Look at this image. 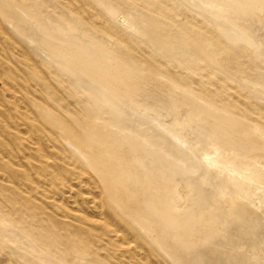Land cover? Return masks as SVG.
<instances>
[{
	"label": "rangeland",
	"instance_id": "rangeland-1",
	"mask_svg": "<svg viewBox=\"0 0 264 264\" xmlns=\"http://www.w3.org/2000/svg\"><path fill=\"white\" fill-rule=\"evenodd\" d=\"M70 1L0 0V264H142L138 255L127 253L119 241L114 242L117 238L113 242L109 237L104 240L107 233L101 234L82 217L94 206L88 203L91 198L96 206L102 205L100 209L109 217L110 226L116 225L114 228L122 230V236H129V240L137 241L148 251L147 264H178L175 258L184 264H264V187L247 190L239 179L241 171H264V135H260L264 127L256 120L264 117V107L259 116L254 111L257 102L264 105V0H153L160 3L158 6L149 0L157 10L164 7L165 15L156 12L148 0ZM175 8L180 11L173 13ZM94 11L98 14L95 18ZM175 16L182 27L175 24ZM92 22L97 26H91ZM100 22L103 23L99 25ZM39 59L45 65L37 63ZM180 70L191 74L187 71L188 75H184ZM178 72L182 78L177 77ZM208 79L210 84H217L218 92ZM200 80L205 81L199 84ZM193 82L195 85H189ZM23 85L27 90L23 91ZM231 94L237 95L238 100L231 99ZM239 112L243 117L237 115ZM218 146L236 154L242 170L231 172L229 161L221 167L210 166ZM51 173L58 175L53 177ZM48 188L51 192L64 188L66 192H78L80 195L72 194V200L77 201L75 208L68 199L71 194L55 200ZM45 193H49L48 197H43ZM229 198H241L236 205L245 211L249 226L239 236L246 244L234 238L236 230L227 226ZM199 204L206 208L199 213L193 211L190 223L173 225V219L189 217ZM129 207L143 217L132 219ZM214 207L218 210L213 211ZM111 208L115 211L111 212ZM121 221L125 223L120 228ZM239 221L236 224L243 222ZM130 227L138 233L133 235ZM91 229L99 231L97 239L86 231Z\"/></svg>",
	"mask_w": 264,
	"mask_h": 264
},
{
	"label": "bare ground",
	"instance_id": "bare-ground-1",
	"mask_svg": "<svg viewBox=\"0 0 264 264\" xmlns=\"http://www.w3.org/2000/svg\"><path fill=\"white\" fill-rule=\"evenodd\" d=\"M41 1H42V0H41ZM71 1H72V0H71ZM71 1H70V2H71ZM77 1H78V0H77ZM83 1H85V0H83ZM83 1H82L81 4H84ZM116 1L118 2V1H120V0H116ZM148 1H149V0H148ZM148 1H147V4H148ZM152 1H153V0H152ZM171 1H172V0H171ZM173 1H174V0H173ZM175 1H176V0H175ZM57 2H58V1H57ZM68 2H69V1H68ZM120 2H122V1H120ZM149 2H151V1H149ZM164 2H165V1H164ZM168 2H170V1H168ZM29 3H30V2H28L27 4L30 5ZM73 3H74V2H73ZM75 3H76V2H75ZM78 3H79V2H78ZM88 3H89V2H88ZM153 3H155V4L157 5L156 2L153 1ZM153 3L151 2L152 5H153ZM175 3H176V2H175ZM46 4H47V3H46ZM48 4H49V3H48ZM76 4H77V3H76ZM76 4H75V5H76ZM119 4H120V3H119ZM124 4H125V3H124ZM140 4H141V3H140ZM151 4H150V6H149L150 8H151ZM159 4H160V3H159ZM159 4H158V5H159ZM163 4H164V3H163ZM165 4H166V2H165ZM179 4H180V3H179ZM85 5H87V2H86V4H84V6H85ZM121 5H122V4H121ZM158 5H157V6H158ZM168 5H170V3H169ZM175 5H176V4H175ZM80 6H81V5H80ZM89 6H91V5H89ZM140 6H141V5H140ZM161 6H162V5H161ZM163 6H165V5H163ZM163 6H162V7H163ZM166 6H167V5H166ZM171 6H172V5H171ZM171 6H170V7H171ZM173 6H174V5H173ZM180 6H181V5H180ZM182 6H183V4H182ZM87 7H88V6H87ZM125 7H127V6L125 5ZM144 7H148V5H147V6H144ZM159 7H160V6H159ZM159 7H158V10H160ZM174 7H175V6H174ZM71 8H72V7H71ZM77 8H78V7H77ZM79 8H80V7H79ZM90 8H91V7H90ZM128 8H129V7H128ZM150 8H148V9L150 10ZM155 8H156V10H157V7H155ZM155 8H154V5H153V9H154V10H155ZM166 8H167V7H166ZM166 8H165V9H166ZM172 8H173V7H172ZM176 8H178V5L176 6ZM176 8H175L176 11L173 12V13H177V11H178V12L180 11V10H177ZM182 8H183V7H182ZM80 9H81V8H80ZM82 9H83V8H82ZM86 9H88V8H86ZM86 9H85V10H86ZM93 9H95V7H94V8L92 7V10H93ZM144 9H145V8H144ZM185 9H186V7H185ZM49 10H51V9H49ZM53 10H54V8H53ZM154 10H152V11H154ZM158 10H157L156 12H161V13H162V10H164V7H163L162 10H160V11H158ZM169 10H170V8H169V6H168V11H169ZM171 10H172V9H171ZM47 11H48V10H47ZM51 11H52V10H51ZM51 11H50V12H51ZM70 11H71V10H70ZM89 11H90V10H89ZM95 11H96V10H95ZM95 11H94V12H95ZM152 11H151V12H152ZM173 11H174V10H173ZM183 11H184V9H183ZM186 11H187V10H186ZM188 11H189V10H188ZM53 12H54V11H53ZM59 12H60V11H58V13H59ZM79 12H80V11H79ZM83 12H84V11H83ZM86 12H87V11H86ZM91 12H93V11H91ZM91 12H90V13H91ZM148 12H149V11H148ZM156 12H155V13H156ZM163 12H164V11H163ZM165 12L167 13V11H165ZM171 12H172V11H171ZM171 12H170V13H171ZM55 13H56V11H55ZM73 13H74V12H73ZM75 13L77 14V12H75ZM95 13H96V12H95ZM155 13H154V15H157V14H158V13H156V14H155ZM161 13H160V15H161ZM166 13H165V14H166ZM182 13H183V12H182ZM60 14H61V13H60ZM80 14H82V13H80ZM87 14H88V12H87ZM91 14H92V13H91ZM96 14H97V13H96ZM96 14H95V15H96ZM150 14H151V13H150ZM162 14H164V13H162ZM165 14H164V15H165ZM171 14H172V13H171ZM185 14H186V13H185ZM191 14H192V13H191ZM37 15H38V14H37ZM37 15H36V16H37ZM64 15H65V14H64ZM88 15H90V14H88ZM93 15H94V13H93ZM93 15H92V16H93ZM99 15H100V13H99ZM151 15H152V14H151ZM180 15H181V14H180ZM188 15H189V14H188ZM196 15H197V14L192 15V16H194L193 18H196V17H195ZM62 16H63V14L61 15V17H62ZM77 16H78V15H77ZM83 16H85V15L83 14ZM90 16H91V15H90ZM90 16H89V17H90ZM97 16H98V14H97L96 16H93V17L95 18V17H97ZM145 16H146V15H145ZM145 16H144V17H145ZM152 16H153V15H152ZM161 16H162V15H161ZM167 16H168V15H167ZM167 16H166V17H167ZM171 16H174V15H171ZM78 17H80V16H78ZM86 17H88V16H86ZM93 17H92V18H93ZM100 17H103V18H104V16H102V15H101ZM164 17H165V16H163V18H164ZM175 17H176V21H177V20H178V19H177V16H175ZM189 17H190V16H189ZM198 17H199V15L197 16V18H198ZM82 18H83V17H82ZM142 18H143V17H142ZM173 18H174V17H173ZM190 18H192V17H190ZM64 19H65V18H64ZM66 19H67L66 21H69L68 18H66ZM98 19H99V18H98ZM100 19H101V18H100ZM156 19H157V18H156ZM164 19L166 20V18H164ZM167 19H168V18H167ZM171 19H172V18H170V21H172V20L175 21V18L172 19V20H171ZM83 20H86V22H89L88 19H84V18H83ZM90 20H91V17H90ZM154 20H155V18H154ZM197 20L199 21V19H197ZM201 20H202V19L200 18V21H201ZM92 21H93V20H92ZM98 21H99V20H98ZM100 21H101V20H100ZM103 21H104V19H103ZM105 21H106V20H105ZM105 21H104V22H105ZM163 21H164V20H163ZM167 21H168V20H167ZM193 21H194V20H193ZM204 21H205V19H204ZM189 22H190V20H189ZM194 22H195V21H194ZM202 22H203V21H202ZM205 22H206V21H205ZM69 23H70V22H69ZM101 23H103V22H100V24H99V23H98V24L101 25ZM168 23H169V22H168ZM168 23H167V24H168ZM176 23H178V21L175 22V24H176ZM197 23H198V22H196V25H197ZM206 23H207V22H206ZM156 24H157V22H156ZM156 24H155V25H156ZM170 24H171V28H172V22H171ZM178 24H179V23H178ZM178 24H177V26H178V30H180L182 26L179 24V25L181 26V27H179ZM207 24H209V23H207ZM207 24H206V25H207ZM93 25H94L95 27L97 26V25H95V23L92 22V25H91V26H93ZM99 25H98V26H99ZM103 25H105V23H104ZM112 25H113V24H112ZM168 25H169V24H168ZM206 25H205V28L208 27V26L206 27ZM86 26H87V25H86ZM88 26H89V25H88ZM94 26H93V27H94ZM177 26H176V27H177ZM211 26L213 27V25H211ZM211 26H209V28H210ZM89 27H90V26H89ZM116 27H117V25H116ZM176 27H175V28H176ZM200 27H201V25H200ZM200 27H199V25H198V28H199V29H200ZM103 28H104V27H102V30L105 29V28H104V29H103ZM107 28H109V27H107ZM114 28H115V27H114ZM98 29H99V28H98ZM100 29H101V28H100ZM100 29H99V30H100ZM111 29H112V28H111ZM111 29H110V31H111ZM176 29H177V28H176ZM207 29H208V28H207ZM207 29H206V30H207ZM102 30H101V31H102ZM181 30H182V29H181ZM181 30H180V31H181ZM204 30H205V29H204ZM213 30H214V29H213ZM113 31H114V30H113ZM115 31H116V30H115ZM115 31H114V33H115ZM183 32H184V31H183ZM186 32H187V31H186ZM212 32H213V31H212ZM102 33H103V31H102ZM102 33H101V34H102ZM120 33H124V32H123V31H122V32L120 31ZM177 33H179V32L177 31ZM214 33H215V31H214ZM99 34H100V33H99ZM103 34H104V33H103ZM116 34H117V33H115V35H116ZM181 34H182V33H181ZM184 34H185V32H184ZM209 34H210V33H209ZM7 35H8V34H7ZM115 35H113V36H115ZM121 35H122V34H120V36H121ZM188 35H189V32H188ZM188 35H187V37H188ZM215 35H216V34H215ZM10 36H11V35H10ZM116 36H117V35H116ZM128 36H129V35H128ZM213 36H214V35H213ZM12 37H13V36H12ZM124 37H125V36H124ZM100 38H102V37L100 36ZM118 38H119V36H118ZM126 38H127V36H126ZM132 38H133V37H132ZM2 39H3V38H2ZM2 39H1V40H2ZM123 39H124V38H123ZM128 39H130V38H128ZM134 39H135V38H134ZM194 39H195V38L193 37V40H194ZM101 40H102V39H101ZM136 40H138V42H139V39H138V38H137ZM16 41L18 42V40H16ZM124 41H125V39H124ZM127 41H128V40H127ZM195 41H196V40H195ZM17 42H16V43H17ZM101 42H102V41H101ZM130 42H131V41H130ZM130 42H129V43H130ZM138 42H137V43H138ZM126 43H127V42H126ZM133 43H134V40H133ZM137 43H136V44H137ZM219 43H220V42H219ZM136 44H135V46H136ZM138 44H140V43H138ZM144 44H145V43H143L142 45H144ZM189 44H190V43H189ZM220 44H222V43H220ZM0 45H1V44H0ZM19 45H22V44L19 43ZM105 45H106V44H105ZM130 45H132V42H131ZM133 45H134V44H133ZM7 46H8V45H7ZM138 46H139V45H138ZM145 46H146V45H145ZM12 47H13V46H12ZM22 47H23V45H22ZM136 47H137V46H136ZM139 47H140V46H139ZM142 47H143V46H142ZM143 48H144V47H143ZM145 48L148 49V47H145ZM229 48H230V47H229ZM7 49H8V47H7ZM19 49H20V48H19ZM19 49H18V52H19ZM135 49H136V48H135ZM147 49H146V50H147ZM231 49H232V48H231ZM9 50L11 51V49H9ZM14 50H15V49H14ZM21 50H22V49H20V51H21ZM23 51H24V50H23ZM143 51H144V49H143ZM147 51H148V50H147ZM151 51H152V50H151ZM233 51H234V49H233ZM12 52H13V51H12ZM18 52H17V54H18ZM140 52H142V50H140ZM140 52H139V53H140ZM149 52H150V51H149ZM5 53H6V52H5ZM25 53H26V52H25ZM141 54H142V53H141ZM146 54H147V53H146ZM161 54H162V53H160V55H161ZM4 55H6V54H4ZM15 55H16V54H15ZM21 55H22V53H21ZM25 55H26V54H25ZM25 55H24V56H25ZM30 55H31V54H30ZM142 55H143V56H146L144 53H143ZM148 55L150 56V54H148ZM148 55H147V59H148ZM151 55H155V52H154L153 54H151ZM238 55H239V54H238ZM8 56H9V55H8ZM22 56H23V55H22ZM22 56H20V57H22ZM143 56H141V57H143ZM162 56H164V55L162 54ZM162 56H161V57H162ZM222 56H224V55L222 54ZM5 57H6V56H5ZM30 57H31V56H30ZM141 57H140V58H141ZM150 57L152 58V56H150ZM161 57H159V58H161ZM3 58H4V57H3ZM132 58H133V57H132ZM132 58H131V59H132ZM164 58H165V57H164ZM185 58H186V57H185ZM8 59H9V57L7 58V60H8ZM32 59H33V58H32ZM36 59H37V58H36ZM143 59H144V58H143ZM143 59H142V61H144ZM156 59H157V57H156ZM156 59H154V61H155ZM136 60H137V59H136ZM150 60H151V59H150ZM150 60H149V64H150ZM158 60H159V59H158ZM158 60H157V61H158ZM162 60H163V59H162ZM34 61H35V60H34ZM34 61H33V62H34ZM38 61H40V59L37 60V63H39ZM146 61H147V60L145 59L144 62L146 63ZM160 61H161V60H160ZM160 61H158V62H160ZM196 61L198 62V60H196ZM201 61H203V60H201ZM201 61L198 63L199 66H200V64H201ZM40 62H41V61H40ZM136 62H137V61H136ZM164 62H165V60L163 61V63H164ZM5 63H6V61H5ZM12 63H14V62H12ZM19 63H20V61H19ZM22 63H23V62H22ZM22 63H20V64H22ZM34 63H35V62H34ZM34 63H33V65H34ZM41 63H43V65H45L44 62H41ZM145 63H144V64H145ZM205 63H206V62H205ZM205 63H204V65H205ZM30 64H31V62H30ZM151 64H152V63H151ZM156 64H157V63H156ZM23 65H24V64H23ZM31 65H32V64H31ZM146 65H147V64H146ZM152 65H155V63H153ZM158 65L162 67V65H160V63H159ZM164 65H165V64H164ZM169 65H170V63H169ZM209 65H210V64H209ZM209 65H208V67H209ZM25 66H26V64H25ZM38 66H39V65H38ZM147 66H148V65H147ZM166 66H168V63L166 64ZM201 66H202V65H201ZM28 67H29V66H27V68H28ZM46 67H47V64H46ZM172 67H173V66H172ZM194 67H195V66H194ZM194 67H193V68H194ZM202 67H203V66H202ZM202 67H201V68H202ZM208 67H207V68H208ZM212 67H213V66H212ZM29 68H30V67H29ZM41 68H42V67H41ZM48 68H49V67H48ZM51 68H52V67H51ZM148 68H149V67H148ZM153 68H155V67H153ZM153 68H151V69H153ZM156 68H157V67H156ZM163 68H165V67H163ZM163 68H161V70H162ZM191 68H192V67H191ZM193 68H192V69H193ZM199 68H200V67H199ZM213 68H214V67H213ZM12 69H15V68H14V67H11V70H12ZM30 69L33 70V69H32V66H31ZM42 69H43V68H42ZM167 69H168V68H167ZM174 69H176V67H175V68L173 67V72L176 71V70L174 71ZM195 69H196V71H198L197 68H195ZM195 69H194V70H195ZM214 69H216V68H214ZM159 70H160V69H159ZM216 70H217V69H216ZM216 70H215V71H216ZM14 71H15V70H14ZM52 71H53V70H52ZM56 71H57V70H56ZM164 71H165V70H164ZM164 71H163V73H164ZM180 71L185 72V70H180ZM187 71H188V70H187ZM187 71H186V72H187ZM208 71H210V68H209ZM208 71H207V72H208ZM243 71H245V70H243ZM246 71H247V70H246ZM166 72H168V71H166ZM166 72H165V75H166ZM171 72H172V71H171ZM186 72L184 73V75H185V74L188 75V72H190V71H188L187 73H186ZM202 72H205V71L203 70ZM202 72H201V73H202ZM52 73H54V72H52ZM56 73H57V72H56ZM56 73H55V74H56ZM175 73H176V72H175ZM209 73L211 74V76H213V74H214V72H213V73L209 72ZM209 73H208V74H209ZM215 73H216V72H215ZM245 73H246V72H245ZM1 74H2V73H1ZM13 74H14V73H13ZM55 74H54V75H55ZM169 74H170V73H169ZM190 74H191V72H190ZM190 74H189V75H190ZM198 74L200 75L199 72H198ZM221 74H222V72H221ZM221 74H220V75H221ZM199 75H198V76H199ZM206 75H207V74H206ZM214 75H215V74H214ZM217 75H218V73H217ZM220 75H219V76H220ZM224 75H225V74H224ZM135 76H136V75H135ZM167 76H168V75H167ZM171 76H172V75H170V77H171ZM178 76L181 77V76L179 75V72H178V74H177V77H178ZM193 76H194V75H193ZM201 76L203 77V74H201ZM201 76H199V77L201 78ZM226 76H227V75H226ZM18 77H20V76H18ZM42 77H43V76H41V78H42ZM177 77H176V78H177ZM194 77H195V76H194ZM207 77H208V75L206 76V78H207ZM215 77H216V75H215L213 78H215ZM21 78H22V77H21ZM31 78H32V77H31ZM39 78H40V76H39ZM41 78H40V79H41ZM181 78H182V77H181ZM190 78H191V76H190ZM204 78H205V75H204ZM204 78H203V79H204ZM226 78L229 79L230 77L227 76ZM226 78H225V79H226ZM54 79H55V77H54ZM61 79H62V78H61ZM187 79H188V78H187ZM187 79H186V80H187ZM192 79H193V77H192ZM196 79H197V77H196ZM220 79H221V78H220ZM222 79H224V78H222ZM228 79H227V80H228ZM230 79H231V83H232V82H233V81H232V78H230ZM0 80H1V79H0ZM45 80H46V79H45ZM178 80H179V79H178ZM198 80H199V78H198ZM206 80H207V79H206ZM211 80H213V79H211ZM215 80H216V79H215ZM57 81H58V80H57ZM61 81H62V80H61ZM176 81H177V79H176ZM193 81H194V80H193ZM202 81H205V80H200V83H199V84H201ZM217 81H218V80H217ZM221 81H222V80H221ZM224 81H225V80H224ZM224 81H223V82H224ZM207 82L209 83V79H208ZM211 82H212V81H211ZM67 83H69V82H67ZM179 83H180V85H181V81H179ZM216 83H218V82H216ZM224 83H225V82H224ZM231 83H229L230 86H231ZM233 83H235V85H236V81L233 82ZM233 83H232V84H233ZM28 84H29V83H28ZM33 84H34V83H33ZM36 84H37V83H35L34 86H35ZM70 84H72V83H70ZM204 84H205V83H204ZM218 84H219V83H218ZM220 84H222V83H220ZM66 85H67V84H66ZM186 85H188V84H187V81H186ZM186 85H185V86H186ZM189 85L192 86V85H195V84H194V82H193V84H189ZM196 85H197V84H196ZM205 85H206V84H205ZM209 85H213V84H212V83H211V84L209 83ZM214 85H215V84H214ZM214 85H213V86H214ZM216 85H217V84H216ZM216 85H215V86H216ZM226 85H227V84H226ZM12 86H16V85H12ZM23 86H24V85H23ZM37 86H38V85H37ZM72 86H73V85H72ZM182 86L184 87V85H182ZM191 86H190V88H191ZM206 86H208V85H206ZM215 86H214V87H215ZM227 86H229V85H227ZM227 86H226V87H227ZM18 87L20 88V86H18ZM24 87H25V88H24L23 91H25V89H26V86H24ZM49 87H50V86H49ZM69 87H70V86H69ZM193 87H194V86H193ZM199 87H200V86H199ZM203 87H204V85H203ZM218 87H219V86H218ZM221 87H222V86H221ZM221 87H220V89H221ZM232 87H233V86H232ZM234 87H235V86H234ZM237 87H238V84H237ZM9 88H10V87H9ZM14 88H17V87H14ZM19 88L17 89V92H19V91H18ZM185 88H188V86H186ZM200 88H201V91H202V90L204 91V89H202V87H200ZM230 88H231V87H230ZM240 88H241V87L239 86V90L241 91ZM193 89H194V88H193ZM197 89L199 90L198 87H197ZM211 89H213V88H211ZM228 89H229V88H228ZM232 89H233V88H232ZM235 89H236V88H235ZM237 89H238V88H237ZM237 89H236V91H237ZM242 89H243V88H242ZM15 90H16V89H15ZM26 90H27V89H26ZM53 90H54V89H53ZM53 90H52V91H53ZM195 90H196V87H195ZM206 90H207V89H206ZM214 90H215V89H214ZM221 90H222V89H221ZM196 91H197V90H196ZM208 91H209V90H208ZM210 91H211V93L213 92V90H210ZM216 91H217V86H216ZM223 91H224V90H223ZM231 91H232V90H231ZM240 91H237V92H240ZM17 92H16V93H17ZM20 92H21V91H20ZM27 92H28V91H27ZM217 92H218V91H217ZM232 92H233V91H232ZM243 92H244V91H243ZM243 92L241 91V93H243ZM246 92H247V91H246ZM9 93H10V92H9ZM200 93H201V92H200ZM233 93H235V92H233ZM241 93H240V94H241ZM213 94H214V92L212 93V95H213ZM223 94H224V93H223ZM225 94H226V93H225ZM229 94H230V93H228V96H229ZM243 94H244V93H243ZM245 94H246V93H245ZM248 94H249V93H248ZM203 95H204V94H203ZM209 95H210V94H209ZM226 95H227V94H226ZM241 95H242V94H241ZM64 96H66V95H64ZM206 96H207V95H206ZM214 96H215V95H214ZM219 96H220V93H219ZM238 96H239V95H238ZM243 96H244V95H243ZM9 97H10V95H9ZM9 97H8V98H9ZM16 97H17V96H16ZM34 97H35V95H34ZM223 97H224V96H223ZM225 97H227V96H225ZM230 97H231V99H233V100H238L237 95H235V94H231ZM253 97H254V96H253ZM35 98H36V97H35ZM37 98H38V97H37ZM65 98H67V96H66ZM207 98H209V97H207ZM207 98H206V99H207ZM213 98H214V97H213ZM215 98H216V97H215ZM220 98H222V97H220ZM220 98H219V100H220ZM17 99H18V97H17ZM41 99H42V98H41ZM63 99H64V98H63ZM83 99L85 100L86 98L84 97ZM216 99H218V97H217ZM216 99H215V100H216ZM228 99H230V98L228 97L227 100H228ZM241 99H242V98H240V96H239V100H240V101H241ZM20 100H22V99L20 98ZM71 100H73V102L75 101L73 98H71ZM227 100H226V101H227ZM255 100H257V98H256ZM15 101H16V100H15ZM231 101H232V100H231ZM245 101H246V99H245ZM245 101H244V103H245ZM258 101H260V99H258ZM261 101H262V100H261ZM261 101H260V102H261ZM17 102H19V101H17ZM61 102H63V101H61ZM71 102H72V101H71ZM71 102H70V103H71ZM217 102H218V101H217ZM227 102H228V101H227ZM12 103H13V102H12ZM19 103H20V102H19ZM24 103H25V102H24ZM46 103H47V101H46ZM64 103H65V102H64ZM218 103H219V102H218ZM224 103H225V102H224ZM235 103H236V101H235ZM241 103H243V102H241ZM262 103H263V102H262ZM13 104H15V103H13ZM21 104H22V102H21ZM26 104H27V103H26ZM26 104H25V105H26ZM47 104H48V103H47ZM67 104H68V103H67ZM77 104H78V103H77ZM233 104H234V101H233ZM248 104H249V106H250L251 103H248ZM15 105H16V104H15ZM62 105H63V103H62ZM71 105L73 106V103H71ZM78 105H80V104H78ZM224 105H225V104H224ZM224 105H223V106H224ZM228 105H229V104H228ZM257 105H258V107H257V106H254V105L252 104L251 108L254 106V107H255L254 111L256 110V112H255L256 114H255V115L259 116V113L262 114V113H261V110L263 109L264 105H261L260 103L258 104V102H257ZM0 106H1V105H0ZM68 106H70V105H68ZM68 106H67V108H68ZM82 106H83V105H82ZM229 106H230V105H229ZM229 106L226 105V107H229ZM232 106H234V105H232ZM245 106H246V104H245ZM21 107H23V106H21ZM21 107H20V109H21ZM24 107H25V106H24ZM235 107H237V103H236V105L234 106V108H235ZM254 107H253V108H254ZM70 108H71V107H69V109H70ZM251 108H250V109H251ZM253 108H252V109H253ZM53 109H54V108H53ZM69 109H68L67 113H69ZM224 109H225V108H224ZM230 109H231V108H230ZM252 109H251V110H252ZM12 110H13V109H12ZM25 110H27V109L25 108ZM231 110H232V113H234V110H233V109H231ZM238 110H239V109H238ZM1 111H2V110H1ZM27 111H28V110H27ZM3 112H4V111H3ZM25 112H26V111H25ZM242 112H243V111H242ZM73 113H74V114L76 113L74 109H73ZM235 113H236V112H235ZM243 113H244V112H243ZM246 113H247V111H246ZM3 114H4V113H3ZM5 114H6V111H5ZM5 114H4V115H5ZM8 114H9V113H8ZM12 114H13V112H12ZM23 114H24V112H23ZM238 114L241 115L240 117H243L242 114H241L240 112L237 113V115H238ZM248 114H250V113L248 112ZM6 115H7V114H6ZM76 115H77V114H76ZM78 115H79V116H82V115H80V114H78ZM7 116H9V115H7ZM86 116H88V115L85 114V117H86ZM250 116H251V114H250ZM1 117H2V116H1ZM91 117H92V116H91ZM91 117H90V118H91ZM93 117H94V116H93ZM93 117H92V118H93ZM247 117H248V115H247ZM32 118H33V117H32ZM32 118H31V119H32ZM96 118H97V117H94V119H96ZM107 119H108V118H107ZM251 119H253V116H252ZM257 119H259V120H257ZM12 120H13V119H12ZM248 120H249V119H248ZM256 120L259 121V122H261L262 127H264V117L259 116L258 118H256ZM253 121H254V119H253ZM14 123H15V122H14ZM14 123H13V124H14ZM23 125H24V124H23ZM70 125H71V124H70ZM15 127H16V126H14V129L17 131V129H16ZM25 131H26V129H25ZM260 135L262 136V135H264V133L261 132ZM37 136H38V135H37ZM0 137H2V136H0ZM2 138H3V137H2ZM36 138H37V137H36ZM4 139H5V138H4ZM37 141H39V144H40V138H39V137L37 138ZM2 145H3V144H2ZM34 146H35V143H34ZM1 147H2V146H1ZM40 149H41V148H40ZM63 149H64V148H63ZM2 150H3V148H2ZM11 151H12V150H11ZM64 151L66 152V150H64ZM42 153H43V152H42ZM66 153H67V152H66ZM214 153H215V152H213V154H214ZM29 154H30V153H29ZM29 154H28V155H29ZM69 154H70V153H69ZM215 154H216V155H215V158L212 159L211 162H210V160H209L210 164H209V163H208V164H209L210 166H212L211 164H214V166H216V165H220V167H221V164H224L226 161H229V164H230V167H231V172H232V171H235V170H242V169H240V168H241L240 165H238L237 162H236V160H235V159H238V156H237L236 154H233L228 148H226V147H224V146H218V147H217V152H216ZM14 155H15V154H14ZM26 156H27V155H26ZM41 156H42V155H41ZM43 156H44V158L46 157L44 154H43ZM56 156H57V155H56ZM56 156H53V157H56ZM213 156H214V155H213ZM8 157H10V156H8ZM8 157H7L6 159H8ZM14 157L16 158V156H14ZM24 157H25V156H24ZM28 157H29V156H28ZM37 157H38V156H37ZM69 157L71 158V155H70ZM210 157H211V156H210ZM29 158H30V157H29ZM39 158H40V157H39ZM39 158H38V159H39ZM13 159H14V158H13ZM21 159H22V158H21ZM56 159H58V157H57ZM59 159H60V158H59ZM59 159H58V160H59ZM67 159H69L68 156H67ZM74 159H75V158H74ZM230 159H233V160H230ZM22 160H23V159H22ZM32 160H33V159H32ZM24 161H25V160H24ZM45 161H46V160H45ZM65 161H66V160H65ZM70 161H71V160H70ZM75 161H76V160H75ZM77 161H78V160H77ZM204 161H205V160H204ZM251 161L258 162L257 159H255V158H252ZM38 162H39V161H38ZM42 162H43V161H42ZM61 162H64V160H63V161L61 160ZM17 163H18V162H17ZM19 163H20V162H19ZM66 163H68V161H67ZM77 163H78V162H77ZM79 163H80V161H79ZM20 164H21V163H20ZM53 164H55V163L53 162ZM61 164H62V163H61ZM75 164H76V162H75ZM21 165H22V164H21ZM66 165H68V164H66ZM72 165H73V164H72ZM16 166H17V164H16ZM25 166H26V164H25ZM25 166H24V167H25ZM49 166H50V165H49ZM49 166H48L47 168H49ZM54 166H55V165H54ZM56 166H57V164H56ZM56 166H55V167H56ZM76 166H77V165H76ZM81 166H82V165H81ZM18 167H19V166H18ZM77 167H78V166H77ZM83 167H84V165H83ZM20 168H22V166H21ZM47 168H46V169H47ZM53 168H54V167H53ZM60 168H61V165H60ZM63 168H64V164H63ZM263 168H264V167H263ZM27 169H28V168H27ZM33 169H34V168H33ZM50 169H52V168H50ZM57 169H58V168H57ZM82 169H83V168H82ZM213 169H214V168H213ZM25 170H26V168H25ZM28 170H29V169H28ZM62 170H63V169H62ZM62 170H60V171H62ZM72 170H73V169H72ZM263 170H264V169H263ZM41 171H42V170H41ZM55 171H56V170H55ZM55 171H54V172H55ZM213 171H214V170H213ZM221 171H222V170H221ZM26 172H27V171H26ZM34 172H35V171H34ZM36 172H37V169H36ZM56 172H58L59 175H60L59 170L56 171ZM56 172H55V173H56ZM72 172L76 173L75 171H72ZM83 172H84V171H83ZM216 172L218 173V169H216L215 173H216ZM219 172H220V171H219ZM229 172H230V171H229ZM231 172H230V173H231ZM28 173H29V172H28ZM37 173H38V172H37ZM37 173H34V176H35V174H37ZM55 173H54V174H55ZM74 173H72V174H74ZM77 173H78V172H77ZM85 173H87V172H85ZM25 174H26V173H25ZM72 174H71V176H72ZM39 175H40V174H39ZM51 175H52V173H51ZM55 175H58V174H55ZM55 175H54V176H55ZM75 175H76V174H75ZM79 175H81V172L79 173ZM91 175H92V174H91ZM52 176H53V175H52ZM54 176H53V177H54ZM60 176H61V175H60ZM60 176H59V177H60ZM6 177H7V176L5 175V178H6ZM35 177H36V179H37V176H35ZM42 177H43V176H42ZM48 177H49V176H48ZM65 177H66V176H65ZM65 177H62V178L65 179ZM73 177H74V175H73ZM2 178H3V177H2V174H1V178H0V180H1ZM26 178H27V176H26ZM28 178H29V177H28ZM46 178H47V177H46ZM46 178H45V179H46ZM50 178H51V177H50ZM56 178H57V177H56ZM56 178H55V179H56ZM94 178H96V177H94ZM6 179H7V181H8V177H7ZM6 179H5V180H6ZM10 179H11V178H10ZM29 179H30V180H29ZM29 179H28V180L31 182V180H32L31 177H30ZM45 179H44V180H45ZM75 179H76V177H75ZM77 179L79 180L80 178H77ZM81 179H82V178H81ZM81 179H80V181H82ZM86 179H89V178H86ZM239 179H240L241 182L244 184V187H245L247 190H249V189L252 190V189H254V188L258 187V186H260V187L263 186V187H264V171H263V172H260V173H258V174H257L256 172H253V171H248V172L241 171V175H240V178H239ZM5 180H4V181H5ZM44 180H43V181H44ZM48 180H50V179L48 178ZM51 180H52V178H51ZM51 180H50V181H51ZM61 180H62V179H61ZM61 180H60V181H61ZM69 180H71V178H69ZM89 180H90V179H89ZM10 181H12V179H11ZM25 181H26V179H25ZM29 181H28V182H29ZM35 181H37V180H35ZM38 181H39V177H38ZM57 181L59 182V180H57ZM91 181H92V180H91ZM33 182H34V181H33ZM55 182H56V180H55ZM86 182H88V181H86ZM89 182H90V181H89ZM98 182H99V181H98ZM8 183H9V181H8ZM31 183H32V182H31ZM39 183H40V181H39ZM45 183H46V182H45ZM51 183H52V182H51ZM60 183H61V182H60ZM60 183H58V185H59ZM81 183H84V181L81 182ZM242 183H241V184H242ZM11 184H13V183H11ZM32 184H33V183H32ZM34 184H35V183H34ZM36 184H37V183H36ZM46 184H48V183H46ZM46 184H45V185H46ZM89 184H90V183H89ZM21 185H22V184H21ZM42 185H43V184H42ZM48 185H49V184H48ZM58 185H57V187H58ZM60 185H61V184H60ZM62 185H63V184H62ZM66 185H67V184H66ZM68 185H69V184H68ZM70 185H71V184H70ZM75 185H76V184H75ZM90 185H91V184H90ZM39 186H40V185H39ZM46 186H47V185H46ZM63 186H64V185H63ZM63 186H62V187H63ZM77 186H78V185H76L75 187H77ZM84 186H85V184H84ZM242 186H243V185H242ZM15 187H16V186H15ZM35 187H36V186H35ZM181 187H183V186H181ZM181 187H180V189H181ZM17 188H18V187H17ZM25 188H27V187H25ZM55 188H56V187L54 186V189H55ZM65 188H66V186H65ZM65 188L63 189L64 191L61 189V191H59V192H55V191L51 192L49 188H48L47 191H49V193L51 194V198H52V199H55V200H57V197L59 198V196H61L60 198L62 199V196L66 195V194H71V195H69L68 199L70 200L71 204L74 206V204H76V202H77V201L75 202V201L72 200V199H73V196H74L75 193L73 194L70 190L66 192V191H65ZM97 188H98V187H96V189H97ZM245 188H244V189H245ZM29 189H30V187H29ZM33 189H34V188H33ZM43 189H45V187H44ZM57 189H58V188H57ZM59 189H60V187H59ZM59 189H58V190H59ZM66 189H67V188H66ZM70 189H71V188H70ZM77 189H78V188H77ZM262 189H263V188H262ZM71 190H72V189H71ZM84 190H85V189H84ZM84 190H83V191H84ZM88 190H89V189H88ZM263 190H264V189H263ZM32 191H33V190H32ZM35 191L37 192V190H34V192H35ZM80 191H81V190H80ZM90 191H92V190H90ZM99 191H100V190H99ZM184 191H185V188H182V192H184ZM186 191H187V190H186ZM34 192H33V193H34ZM43 192H44V191H43ZM45 192H46V191H45ZM74 192H75V191H74ZM76 192H77V191H76ZM180 192H181V191H180ZM39 193H40V192H39ZM49 193H45L43 197H45V195L48 197ZM77 193H78V192H77ZM77 193H76V194H77ZM89 193H90V192H89ZM26 194H28V192H27ZM35 194H36V193H35ZM41 194H43V193H41ZM47 194H48V195H47ZM72 194H73V196H72ZM76 194H75V195H76ZM78 194H79V193H78ZM78 194H77V195H78ZM87 194H88V193H87ZM93 194H94V193H93ZM97 194H99V193H96V195H95L96 198H97V196H99V195H97ZM180 194H181V193H180ZM38 195H39V194H38ZM79 195H80V194H79ZM85 195H86V193H85ZM182 195H183V194H182ZM31 196H32V194H31ZM34 196H35V195H34ZM81 196H83V195H81ZM81 196H80V198H81ZM183 196H184V195H183ZM32 197H33V196H32ZM36 197H37V195H36ZM36 197H35V198H36ZM65 197H67V196H65ZM76 197H77V196H76ZM78 197H79V196H78ZM196 197H197V196H196ZM28 198H29V197H28ZM28 198H26V199H28ZM38 198H39V197H38ZM100 198H101V196L99 197V199H100ZM109 198H110V199H113L111 195H109ZM26 199H25V200H26ZM81 199H82V198H81ZM93 199H94V198H91V199L89 200L88 203H89V205H90V203H91V204L93 203L94 206H93V205L90 206V207L88 206V207H89V210H88V211H87V210H84V212H85V211H87V212H86L82 217H83L85 220L87 219L88 221L92 222V224L94 225V227H96L98 230H100V232L103 231V233H104V232L107 233V235L104 234V236H105V237H103L104 240H105V239H108V237H109V238H110V241L113 242V240H116L115 238H117V241H114V242L117 243V242L119 241L120 244H121L122 246L125 247V251H127V253H128V252H131V254L133 253V255H134V254L138 255V257H140V260L142 259V262H143L142 264H147V262H146L145 259L148 258V254H149L148 251L145 250V249L142 247V245H140V243H138L137 241H131V240H129V239H128L129 236L127 237V236L125 235V237H124V234H123V236H122V235H121V231H122V230L119 231V228H118V227H117L118 230H117L116 228H114L116 225H115L114 227L110 226V225H109L110 223L108 222L109 217L107 216V214H106L102 209H100V208L102 207V205L99 203L101 206H100V207L96 206V205H95V202L92 201ZM200 199H201V198H200ZM229 199H230V205H229V207H228L229 214L225 217V220H226V222H227V226H231L233 229L236 230V233H235V237H234V238H237L241 244H246L247 242L245 241V239H243L242 236H239V235H243V234L246 232V228L249 226V223H247V221H246V219H247V215L245 214V211H243L242 208H239V207L236 205V204H237L236 201L240 200L241 198H239V199H232V198H229ZM59 200H60V199H59ZM62 200H63V199H62ZM75 200H76V199H75ZM83 200H84V199H83ZM113 200H114V199H113ZM38 201H39V200H38ZM41 201H44V200H41ZM67 201H68V200H67ZM72 201H73V202H72ZM85 201H86V199H85ZM85 201H83V203H84ZM94 201H95V200H94ZM68 202H69V201H68ZM79 202H81V200H80ZM244 202L247 204L246 201H244ZM43 203H45V201H44ZM65 203H66V202H65ZM248 203H250V202H248ZM253 203H254V202H253ZM45 204H46V206H47V203H45ZM105 204H106V203H105ZM49 205H50V204H48V206H49ZM54 205H55V204H53V209H54ZM66 205H68V203H67ZM69 205H70V204H69ZM72 205H71V206H72ZM87 205H88V204H87ZM125 205L129 206L130 204H125ZM183 205H184V203H183ZM4 206H5V205H4ZM38 206H39V205H37V207H38ZM40 206H41V205H40ZM40 206H39V207H40ZM50 206H51V205H50ZM71 206H70V207H71ZM73 206H72V208H75V206H74V207H73ZM107 206H108V204H107ZM6 207H7V206H6ZM30 207H31V206H30ZM56 207H57V206H56ZM61 207H62V206H61ZM68 207H69V206H68ZM77 207H78V206H77ZM81 207H82V206H81ZM48 208H49V207H48ZM79 208H80V207H79ZM194 208H195V209H193V210L191 211V213H190L191 215H190L189 217H184V218H180V217L178 218V217H177L176 220L173 219V221H172V222H174L173 225L176 224V223H177V224H182V223L186 224V223H188V222L190 223V222L192 221V218H193V216H192L193 213H192V212L195 211V212H198V213H199V212H201L200 210H202V209L205 210L206 206H204L203 204H199V205H196V207H194ZM49 209H50V208H49ZM57 209H58V208H57ZM57 209H56V210H57ZM69 209H71V208H69ZM107 209H108V208H107ZM109 209H110V207H109ZM111 209H112V208H111ZM51 210H52V209H51ZM51 210H50V211H51ZM56 210L54 211V213H55V214L57 213L58 215H60L58 212H56ZM60 210H62V209H60ZM73 210H74V209H73ZM78 210H79V209H78ZM81 210H82V209H81ZM204 210H202V211H204ZM212 210H213V209H212ZM217 210H218V209H216V208L214 207V210H213V211H217ZM74 211H75V210H74ZM76 211H77V210H76ZM112 211H115V210L112 209L111 212H112ZM129 211H130V212H128V214H129V216H131L132 219H137V218L143 217V215L137 214V213L134 211V209H133L132 207H129ZM77 212H78V211H77ZM79 212H80V210H79ZM84 212H83V213H84ZM111 212H110V214H111ZM60 213H61V212H60ZM87 213H88V214H87ZM230 213H231L232 215H231ZM62 214L65 215L64 213H62ZM110 214H109V215H110ZM63 215H62V216H63ZM69 215H70V214H69ZM50 216H51V214H50ZM112 216L114 217V214H113ZM112 216H111V217H112ZM132 216H133V217H132ZM157 216L160 218V215H159L158 213H157ZM59 217H61V216H59ZM64 217H65V216H64ZM64 217H62V218H64ZM113 217H112V218H113ZM75 218H76V217H75ZM75 218H74V219H75ZM121 218H122V217H121ZM114 219H115V218H114ZM119 220H120V218H119ZM122 220H123V219H122ZM239 220L243 221L240 225H238V223L236 224V222L239 221ZM80 221H81V219H80ZM116 221H117V223H118L117 218H116ZM138 221H139V220H138ZM231 221H233V222H231ZM76 222H77V218H76ZM239 222H240V221H239ZM78 223H79V220H78ZM108 223H109V224H108ZM113 223H114V222H113ZM113 223H112V224H113ZM124 223H125V221H124L123 223H122V221L120 222V228H121V224L123 225ZM114 224H115V223H114ZM118 224H119V223H118ZM87 225H88V224H87ZM126 225H127V224H126ZM129 225H131V224H129ZM84 226H85V225H84ZM88 226H89V225H88ZM88 226H87V227H88ZM117 226H118V225H117ZM131 226H132V225H131ZM234 226H235V227H234ZM7 227H8V225H7ZM111 227H112V228H111ZM127 227H128V226H127ZM92 228H93V227H92ZM128 228H129V227H128ZM143 228H145V227H143ZM146 228H147V227H146ZM35 229H36V228H35ZM93 229H94V228H93ZM97 229H95V230H92V229H91V230H86V231H89V232H90L89 234H90V236H91L92 238H96V239H97V237L100 236V235H98V234H99V231H98ZM125 229H126V227H124V230H125ZM174 229H175L176 231L178 230L177 228H174ZM70 230H71V229H70ZM83 230H84V229H83ZM96 230H97L98 232H97ZM124 230H123V232H124ZM125 231H126V230H125ZM126 232H127V231H126ZM129 232H132L133 235H135V233H136V229H135L134 227H130V231H129ZM137 233H138V231H137ZM137 233H136V234H137ZM101 234H102V232H101ZM128 235H129V234H128ZM138 235H139V234H138ZM102 236H103V235H102ZM102 236H101V240H103ZM139 236H140V238H141V235H139ZM137 237H138V236H137ZM130 238H131V237H130ZM132 239H133V238H132ZM141 239H142V238H141ZM104 240H103V241H104ZM133 240H134V239H133ZM108 241H109V240H108ZM110 241H109V244L111 245L112 242L110 243ZM105 243H106V242H105ZM116 243H114V245H115ZM106 244H108V243H106ZM144 244H145V243H144ZM100 245H101V243H100ZM100 245H99V246H100ZM104 245H105V244H104ZM112 245H113V244H112ZM94 246H97V245H94ZM101 246H102V245H101ZM101 246H100V247H101ZM116 246L119 247L118 244H117ZM97 247H98V246H97ZM98 248H99V247H98ZM150 249H151V248H150ZM114 251H115V250H114ZM93 252H94V251H93ZM115 252H116V251H115ZM122 252H123V251H122ZM106 253H107V252H106ZM116 253H117V252H116ZM124 253H125V252H124ZM127 253H125V254H127ZM109 254H110V252H109ZM120 254H122V253L120 252ZM111 255H112V254H111ZM111 255H110V256L107 255V257L110 258ZM113 255H114V254H113ZM122 255H123V254H122ZM127 255H128V254H127ZM152 255H153V253H152ZM155 255H156V257H157V254H156V253L154 254V256H155ZM104 256H105V255H103V257H104ZM114 256H116V254H115ZM149 256H150V255H149ZM100 257H101V255H100ZM105 257H106V256H105ZM127 257H128V256H127ZM127 257H126V258H127ZM150 257H151V256H150ZM121 258H122V257H121ZM131 258H132V257H131ZM133 258H134V257H133ZM136 258H137V257H136ZM157 258H158V257H157ZM157 258H156V259H157ZM174 258H175V257H174ZM105 259L107 260V258H105ZM111 259H113V258L111 257ZM129 259H130V257H129ZM115 260H116V257H115ZM117 260H119V259H117ZM132 260H133V259H132ZM135 260H137V259H135ZM158 260H160V259L158 258ZM175 260L177 261L178 264H184V263L180 262V260H179L178 258H175ZM138 261H139V260H138ZM148 261H149V260H148ZM154 261H156V260L154 259ZM154 261H153V262H154ZM162 261H163V259H162ZM132 262H133V261H132ZM164 262H166V261H164ZM115 263H116V262H115ZM115 263H114V264H115ZM123 263L126 264V261H123ZM123 263H122V264H123ZM134 263H135V262H134ZM111 264H112V263H111ZM128 264H129V263H128ZM136 264H137V263H136ZM156 264H158V263H156ZM216 264H217V263H216Z\"/></svg>",
	"mask_w": 264,
	"mask_h": 264
}]
</instances>
